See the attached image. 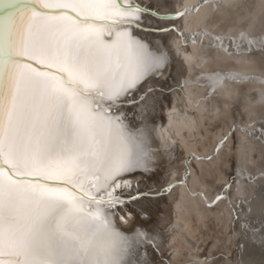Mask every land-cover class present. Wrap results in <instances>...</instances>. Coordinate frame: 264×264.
Segmentation results:
<instances>
[{"label": "snow or ice", "instance_id": "snow-or-ice-1", "mask_svg": "<svg viewBox=\"0 0 264 264\" xmlns=\"http://www.w3.org/2000/svg\"><path fill=\"white\" fill-rule=\"evenodd\" d=\"M200 6L170 15L179 18ZM116 10L128 15L109 22ZM147 11L134 0H0V264H130L134 240L105 206L124 203L116 189L131 182L121 177L148 162L147 154L128 150L116 113L135 103L127 97L164 64L130 31ZM213 39L223 45L224 37ZM215 76L213 92L225 81L257 80L232 72ZM258 102L264 104V87ZM240 131L257 136L255 129ZM257 139L264 141V128ZM234 142L236 171L244 174L252 152L246 136ZM235 185L238 198L241 181ZM230 187L226 183L208 206L225 200L232 208ZM230 223L233 233L239 224L258 242L260 229L241 221L234 209Z\"/></svg>", "mask_w": 264, "mask_h": 264}, {"label": "bare ground", "instance_id": "bare-ground-1", "mask_svg": "<svg viewBox=\"0 0 264 264\" xmlns=\"http://www.w3.org/2000/svg\"><path fill=\"white\" fill-rule=\"evenodd\" d=\"M134 2L157 13L201 6L170 20L142 15L141 27L174 26L166 32L130 29L154 56L164 58L163 66L127 100L152 90L139 102L116 110L125 125L128 150L133 156L148 157L146 168L141 165L121 177L131 187L116 189L120 197L147 195L124 200L114 208L105 206L115 213L119 230L134 240L130 264H264V141L257 139L264 128V104L258 102L264 87L259 83L264 80V0ZM125 15L116 10L109 22ZM200 30L212 35H181ZM217 35L224 37L222 46L213 39ZM218 72L257 80L244 85L225 81L213 92L210 81L218 79ZM234 126L233 136L216 152L218 142ZM242 127L255 129L257 136L248 137L240 131ZM241 135L252 152L244 174L236 171L234 141ZM236 180L242 185L238 198ZM226 183H231L227 196L233 207L225 200L209 207ZM165 186L161 195H148ZM233 209L241 221L260 229L258 242H253L251 233L240 232L239 224L233 233Z\"/></svg>", "mask_w": 264, "mask_h": 264}, {"label": "water", "instance_id": "water-1", "mask_svg": "<svg viewBox=\"0 0 264 264\" xmlns=\"http://www.w3.org/2000/svg\"><path fill=\"white\" fill-rule=\"evenodd\" d=\"M147 13L146 14H149L153 17H156L158 19H164V20H170V19H176V17L174 15H170V14H175L174 12H167V13H157V12H154L153 10H149L147 9ZM141 30H145V31H151V32H155V33H162V32H166V31H169L171 29H174V26L173 25H167L165 27H161V28H151V27H137ZM149 89H152V88H147L144 92L140 93V95L130 101H135V103L139 102L142 97L145 96L146 92L149 91ZM135 103H130V104H135ZM167 190V187H161L160 190L155 194H148V195H151V196H158V195H161L163 193V191ZM140 194H146L145 192H141ZM135 196H138V193L135 195ZM139 196H142V195H139ZM138 196V197H139ZM130 197V196H129ZM121 199L123 200H130L128 199V197H121Z\"/></svg>", "mask_w": 264, "mask_h": 264}]
</instances>
